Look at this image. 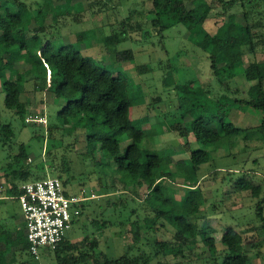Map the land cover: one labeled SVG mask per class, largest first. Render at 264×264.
<instances>
[{
  "label": "trees",
  "instance_id": "1",
  "mask_svg": "<svg viewBox=\"0 0 264 264\" xmlns=\"http://www.w3.org/2000/svg\"><path fill=\"white\" fill-rule=\"evenodd\" d=\"M149 1L152 31L162 38V34L170 28L184 25L194 46L208 55L212 73L224 92L220 97L211 98L205 89L195 88L192 84L173 86L180 116L177 123L167 124L166 127L171 134L185 139L186 152L190 153L180 162L186 174L185 185L189 189L184 197L179 200L174 196L162 198V181L172 178L174 167L168 149H159L154 144L155 138L164 133V125L156 124L150 129H143V124L150 121L149 116L144 120L131 118L134 92L127 79L116 77L112 70L105 67L103 59L97 65L72 45L61 44L56 48L45 34V17H56L62 10L64 14H71V5L82 6L80 2L0 0V76L5 71L10 74L5 82L0 81L3 106L24 122L27 109L22 97L27 84L33 82L35 91H47L56 102H60L57 120L65 134L81 131L89 148L86 156L99 168L109 167L111 185L106 189L107 196L119 191L118 185L126 192L129 183L138 191L146 190L139 204L149 201L151 210L145 211L143 218L138 215L135 220L129 218L136 248L142 244L144 237L141 235L142 222L150 223L145 235L148 236L154 230L156 234L158 221L165 219L175 232L171 239L158 242L160 251L157 256L186 259L196 254L194 250H200L202 255L209 254L212 264H250L255 260L249 255L250 250L255 251L257 241L264 238V178L258 184L253 176L238 177L235 171L229 173L231 191L249 193L256 200L255 219L233 228L227 226L218 243L215 238L217 230L206 222L207 199L200 187V170L216 151L232 147L236 137L244 136L248 140L254 135L263 137L264 142V61H253L247 69L257 76L258 100L240 99L238 90L231 87L232 81L246 72L245 56H256L259 46L264 53V10H258L260 5L264 6V0H196V16L186 0ZM57 2L63 3L57 5ZM214 4L221 12L213 16ZM233 8H241L243 21H236L232 30L225 17ZM213 19L217 27L211 32L206 24ZM119 36L112 35L117 38L115 44L124 40ZM103 42L106 46H113L107 42V37ZM14 55H18L17 61H11ZM133 59L132 50L118 52L113 58L116 64ZM18 63L24 64L27 69L17 71ZM137 68L141 73L148 70V66ZM159 101V97L153 99L151 105ZM235 106L251 108L262 114L256 131L236 127L229 121ZM187 119L192 122L191 130L187 128ZM0 133L3 145L9 144L11 150L7 157L10 161L3 167L5 173L2 180L8 187V193L16 199L20 194L19 186L33 181L36 175L24 165L28 161L25 145L19 144L13 152L15 132L12 124L2 123ZM190 137L196 148L190 147ZM243 163H247L246 159ZM66 172V169L60 170L58 178L61 181ZM62 182L66 187L68 181ZM122 205L127 208L126 204ZM83 210L82 204V214ZM174 210L179 213L175 214ZM130 213L137 214V211ZM103 225L106 227V223ZM138 248L136 253L134 249L114 259L98 252L99 241L86 236L77 242H71L66 237L53 252L57 264H152L157 258ZM25 255L33 258L29 253L25 221L23 228L14 231L6 222L0 223V264H33L23 260ZM255 257L264 262V252L257 251Z\"/></svg>",
  "mask_w": 264,
  "mask_h": 264
},
{
  "label": "rangeland",
  "instance_id": "2",
  "mask_svg": "<svg viewBox=\"0 0 264 264\" xmlns=\"http://www.w3.org/2000/svg\"><path fill=\"white\" fill-rule=\"evenodd\" d=\"M195 1L186 0L194 16L198 14L194 6ZM78 2L82 6L75 7L72 4L71 14H64L62 10L56 17H45V34L56 48L61 44L72 45L84 57L97 65L103 59L105 67L112 70L116 77L127 79L134 92L135 104L131 110V118L144 120L149 116L150 121L143 124V129H150L156 124L164 125L162 128L164 133L155 138L154 144L159 149H168L174 167L172 178L162 181V198L168 199L174 196L179 200L185 196L186 191H189L185 185L186 174L180 162L188 158L190 153L186 152L185 139L171 134L166 127L167 124L177 123L180 116L178 99L173 92V86L192 84L195 88L205 89L211 98L224 94L218 79L212 73L208 55L194 46L189 39L186 27L182 24L165 31L162 38L154 33L151 16L148 14L151 9L149 0H74V3ZM263 8L264 6L260 5L258 10L263 11ZM220 12L218 5L214 4L212 15ZM242 14L241 8H233L227 12L225 21L229 22L232 30L236 21H243ZM216 27L215 19L206 24L207 30L211 32ZM115 34H120V39L124 38V40L115 44L117 38L112 37ZM105 37L113 46L104 44ZM261 47L259 46L256 56H245L246 72L232 81L231 87L238 90L240 99L258 100L257 76L255 73L248 72L247 69L253 61L261 63L264 61ZM126 50L133 51L134 59L131 62L116 64L113 60L115 54ZM18 59V55H14L11 61ZM229 61L232 62L231 59ZM139 66H148V70H143L141 73L137 68ZM23 69H27V66L21 63L16 64L17 71ZM9 77V71H5L0 76V81L5 82ZM33 84V82L27 84L22 97L27 109L24 122L4 108L3 99L0 97V125L12 124L15 132V137L12 139L13 152L19 144L25 145L28 161L24 165L36 175L33 181L41 178H58L60 170L66 169L68 172L62 175V181H68L67 191L71 195H80L83 192L89 198L83 203V214L67 234V239L71 242L81 241L86 236H89L91 240L97 239L98 252H103L114 259L134 249L136 253L138 247L155 258L160 251L158 242L171 239L175 229L165 219H161L157 223L159 227L157 233L154 234V230L153 233L145 236L150 223L143 221L141 235L144 237L142 244L136 248L129 218L131 220L137 219L138 216L143 218L145 211L151 210L152 204L149 201L139 204L140 200L144 199L146 190L138 191L129 183L126 192H123L118 185L119 191L107 196L106 189H109L111 185L109 167L99 168L86 156L89 148L81 131L65 134L64 128L58 125L57 120L60 102H56L47 91H35ZM158 97L160 101L151 105L152 100ZM261 119L262 114L259 111L239 106L233 108L229 117V121L236 127L251 131L258 129ZM186 125L188 130H191L190 119H187ZM1 138L3 139V136L0 133V185H3L6 184L2 180L5 173L3 167L10 161L7 157L11 150L9 144L3 145ZM262 138L254 135L248 140L244 136L236 137L232 147L216 151L210 156L208 163L201 167L200 187L207 199L206 222L217 230L215 238L218 243L222 231L227 226L233 228L239 223H247L255 219L256 200L249 193H233L229 173L235 171L238 177L253 176L258 184L263 182L264 142ZM189 140L190 147L196 148L193 138L190 137ZM68 148L69 151H67ZM97 158L99 160L100 155ZM245 159L246 164L243 163ZM122 203L126 204L127 208ZM133 210H136L137 214L130 213ZM174 213L177 214L179 211L174 210ZM9 217H12L13 221L16 220V224L24 225L19 201L4 190L0 194V223H4ZM103 223H106V227ZM263 239L257 241L258 246L255 247V251L250 250L249 255L255 259L250 264H264L262 260L255 257L257 251L264 252ZM218 247L221 249L220 244ZM194 251L196 254L186 259H167L160 255L153 260L152 264L213 263L209 254L202 255L200 250ZM41 253L39 262L26 255L23 260L33 264H57L53 251L47 254L42 250Z\"/></svg>",
  "mask_w": 264,
  "mask_h": 264
},
{
  "label": "built area",
  "instance_id": "3",
  "mask_svg": "<svg viewBox=\"0 0 264 264\" xmlns=\"http://www.w3.org/2000/svg\"><path fill=\"white\" fill-rule=\"evenodd\" d=\"M7 189L6 184H1L0 194ZM19 192L16 199L24 216L29 253L39 262L42 250L55 251L66 238L89 198L83 192L71 195L59 178L25 182Z\"/></svg>",
  "mask_w": 264,
  "mask_h": 264
},
{
  "label": "crops",
  "instance_id": "4",
  "mask_svg": "<svg viewBox=\"0 0 264 264\" xmlns=\"http://www.w3.org/2000/svg\"><path fill=\"white\" fill-rule=\"evenodd\" d=\"M4 198V197H3ZM16 220L13 221V218L12 217H9L5 222L8 224L9 228L11 231H14L16 229H20V228H23L24 225H19V224H16L15 222ZM77 242V241H76ZM46 253L48 254L49 252L46 251Z\"/></svg>",
  "mask_w": 264,
  "mask_h": 264
}]
</instances>
